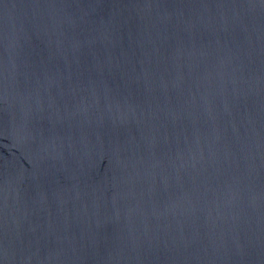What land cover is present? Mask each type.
Wrapping results in <instances>:
<instances>
[{"label":"water","instance_id":"95a60500","mask_svg":"<svg viewBox=\"0 0 264 264\" xmlns=\"http://www.w3.org/2000/svg\"><path fill=\"white\" fill-rule=\"evenodd\" d=\"M0 264H264V0H0Z\"/></svg>","mask_w":264,"mask_h":264}]
</instances>
